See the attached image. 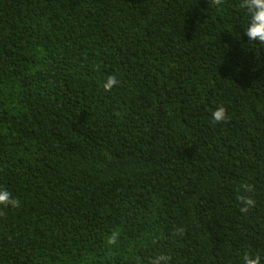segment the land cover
<instances>
[{
    "label": "trees",
    "instance_id": "1",
    "mask_svg": "<svg viewBox=\"0 0 264 264\" xmlns=\"http://www.w3.org/2000/svg\"><path fill=\"white\" fill-rule=\"evenodd\" d=\"M238 4L0 0V185L21 201L0 264H264V52Z\"/></svg>",
    "mask_w": 264,
    "mask_h": 264
},
{
    "label": "clouds",
    "instance_id": "2",
    "mask_svg": "<svg viewBox=\"0 0 264 264\" xmlns=\"http://www.w3.org/2000/svg\"><path fill=\"white\" fill-rule=\"evenodd\" d=\"M239 22L240 33H236L239 40L241 33L246 38L247 44L255 45L264 52V0H239ZM121 81L116 74H110L104 78L101 88L104 93L110 94L113 89L119 87ZM210 123L220 124L229 119V114L224 105H218L210 111ZM244 192L252 193L253 186L250 184L241 185ZM237 200L242 205L241 213H246L254 206L255 200L251 195L237 196ZM21 206V201L17 199L12 191L7 187L0 185V208L17 209ZM118 230L108 238V244L115 245L117 242ZM171 256L158 253L151 258L150 264H169ZM241 264H260L261 256L255 252L245 251L240 257Z\"/></svg>",
    "mask_w": 264,
    "mask_h": 264
}]
</instances>
